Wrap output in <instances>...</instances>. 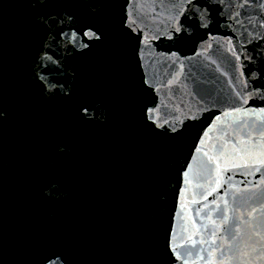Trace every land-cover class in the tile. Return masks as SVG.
I'll return each mask as SVG.
<instances>
[{
    "label": "water",
    "instance_id": "1",
    "mask_svg": "<svg viewBox=\"0 0 264 264\" xmlns=\"http://www.w3.org/2000/svg\"><path fill=\"white\" fill-rule=\"evenodd\" d=\"M0 264H264V0H0Z\"/></svg>",
    "mask_w": 264,
    "mask_h": 264
}]
</instances>
